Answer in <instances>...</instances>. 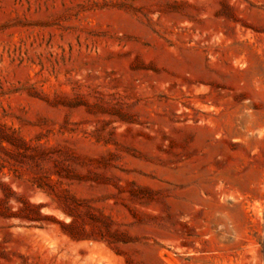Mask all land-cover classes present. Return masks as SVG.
<instances>
[{
  "label": "rangeland",
  "instance_id": "obj_1",
  "mask_svg": "<svg viewBox=\"0 0 264 264\" xmlns=\"http://www.w3.org/2000/svg\"><path fill=\"white\" fill-rule=\"evenodd\" d=\"M0 264H264V0H0Z\"/></svg>",
  "mask_w": 264,
  "mask_h": 264
}]
</instances>
